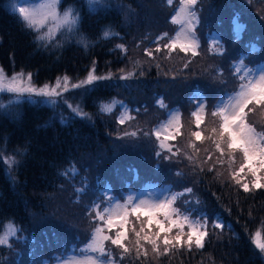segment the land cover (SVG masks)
I'll list each match as a JSON object with an SVG mask.
<instances>
[{
    "label": "trees",
    "instance_id": "1",
    "mask_svg": "<svg viewBox=\"0 0 264 264\" xmlns=\"http://www.w3.org/2000/svg\"><path fill=\"white\" fill-rule=\"evenodd\" d=\"M127 1H131L133 10L130 22L128 21L130 19H123V15L115 18L110 8L94 12L87 9L84 0H63L62 5H68L79 12V26L74 32H57L52 42L47 47H42L38 46L36 33L26 29L14 13L12 7L14 0H0V61L6 67L11 63L16 70L31 72L35 81L43 83L55 80L61 73L67 75L84 73L92 64L108 71V74L111 73L110 79L97 81L84 95L82 106L85 107L90 119L72 116L64 121L58 119L53 109L28 102L14 104L2 112L0 143L7 145L8 149L20 147L24 154L14 174L7 172L5 163L0 162V227L9 222L18 227L26 225L33 213L45 217L49 226L60 218L61 223L70 221L71 225L68 227L76 229L74 234L76 236L79 234L81 239L84 238L78 241L81 246L95 227L92 205L104 200L105 191L110 186L114 189V195L121 197H124L130 188L129 179L124 178L122 171H125L126 167H132L134 161L126 159L119 164L116 158L126 153L134 155L135 159L140 157L139 147L143 145V139L139 136L137 127L124 131L115 128L114 122H119L120 117L118 110L122 111L129 105L133 109L132 116H139L144 123L142 119L150 115H145L141 111L145 107L152 109L155 114L151 115L155 119L148 125L151 130L156 127L157 121L167 118L170 108L179 106L183 114L187 115L190 109L193 110L198 93L195 88L196 81H190L183 66L174 65L173 60L178 56H184L185 53L177 50L168 56L163 51L168 52V49L163 48L167 39H159L162 33L146 37L149 33L146 0ZM241 6L243 8L244 4ZM220 8L224 9L227 15V12L238 10L240 4L238 0H211L201 12L202 23L197 31L202 47L196 56L202 61L220 59L221 51L219 48L217 50L213 48V42L209 37L215 30L210 24L213 20L210 17L221 12ZM227 17L228 19H223L224 26L231 25L228 35L233 41L236 39L233 34L234 19ZM254 20L259 24L251 21L243 32V38L237 37L236 42H229L236 45L231 48L233 52L230 51L229 55L235 53L236 59H240L241 56L247 58L262 46L264 23L257 18ZM167 23L170 26L167 33L170 37L176 28L168 19ZM219 23L222 24L221 21ZM105 29H111L118 35L104 39L102 33ZM261 35L263 38H260ZM223 37L226 41L229 40V37ZM120 44L125 46L126 51L117 48ZM158 47L164 53L157 52ZM147 51H152L153 56L149 57ZM232 61L234 60H230L229 63ZM262 61L264 59L260 60V63ZM253 62L256 60L250 63ZM133 67L135 76L121 81L117 70ZM213 70L216 71L215 67ZM230 70L232 69L227 70L229 77ZM236 86V79H233L230 87L223 82L220 93L231 92ZM139 90L144 93L142 96L137 94ZM220 93L210 101L208 118L211 117L210 113ZM109 101L122 102L115 103L114 114L100 111V105ZM161 101L164 106H161ZM111 115L115 121L109 119L111 117L108 116ZM203 125L202 123L200 127ZM126 132H135L137 135L126 136ZM178 136L177 140L173 141L172 153L160 155V162L156 163L155 168L169 171L164 173L169 174L165 180L159 181L163 186L168 182L174 184L173 175L177 173L183 175L184 180L181 184H177V187L171 186L170 190L179 196L177 200L181 201L178 206L181 213L190 211L192 217L201 218L202 222L204 217L207 218L208 235L204 240V247L202 249L193 247L191 250L187 247L177 248L166 255L157 256L151 252V247L147 246L148 257L141 254L137 258L133 250L121 258V249L109 242L107 248L112 252V256L120 264H264L263 253L252 243L256 232L260 231L264 239V188L257 189L252 186V177L246 175L247 170L243 173L245 180L241 183H249L248 192L223 175L219 164L209 171V167L215 161L212 159L204 163L210 153L206 151L207 145L197 142L196 148L199 152H194L187 146L192 138L189 139L183 133ZM151 142L153 145L154 140L150 137V145ZM177 149L181 151L177 152ZM185 153L195 156L204 170L200 171L199 167H194L186 159ZM0 154L3 156L1 152ZM170 155L172 158L168 159ZM144 156L145 154L141 155V159ZM72 166L76 169L74 174L68 176L62 174ZM135 178L136 176H133L130 180L135 181ZM148 183L147 180L141 179L135 188L138 190ZM186 188H191L192 192L179 195ZM79 198L84 204L83 226L76 217H71L73 211L71 205L78 202ZM53 204L55 208L50 206ZM129 219L128 227L131 230V223L136 219L134 216ZM218 221L225 224L223 230L214 227ZM152 230H156L154 226ZM176 231L174 228L171 235ZM187 231L188 228L185 227V232ZM129 239L132 243L128 241L125 243L134 248L130 232ZM74 242L73 239H67L61 244L64 249L44 252L39 259L40 264L43 263L44 257L55 260L57 256H62Z\"/></svg>",
    "mask_w": 264,
    "mask_h": 264
},
{
    "label": "snow or ice",
    "instance_id": "2",
    "mask_svg": "<svg viewBox=\"0 0 264 264\" xmlns=\"http://www.w3.org/2000/svg\"><path fill=\"white\" fill-rule=\"evenodd\" d=\"M198 0H179V7L172 17V22L179 25L178 30L171 37L164 33L159 39H167L163 48L168 49L169 56L172 52L179 50L185 54L191 53L198 55L199 48L198 37L195 34V27L199 23V17L196 15ZM61 0H36L35 3L27 6H20L19 0H14L13 11L17 18L26 29L36 33L35 39L38 46L47 47L50 44L57 32H74L80 23L79 12L72 7L66 8L63 12L59 10ZM168 4H172L173 0H167ZM91 11L98 10L103 6L104 0H88ZM242 26L237 24L236 32L239 35ZM113 35L111 29H105L102 33V38L109 39ZM85 46H87V38H84ZM117 48L126 51L125 46L120 44ZM157 48L156 51H161ZM149 57L153 56L152 51H147ZM187 67V64H185ZM123 69L121 72L123 73ZM234 72L240 81L237 88L231 93H226L214 105L210 115L216 126L210 129V135L203 137L200 130L192 131L191 136L196 141L204 139L210 140L214 146L215 152L218 155L215 162L209 167L212 171L217 164L224 165L227 163L231 178L236 184L240 185L245 192L250 190L249 183H241V173L252 177L251 184L254 188H264V131H257L253 124L248 122V114L254 112L256 108L264 107V69L259 71L247 69V65L240 61ZM134 72L123 74L121 79H129L134 76ZM111 73L107 76L95 75V68L89 72L85 80L79 83L72 84V88H80L86 84H92L97 80L110 79ZM63 84L58 79L54 86L45 84L42 87H36L32 83V74H25L23 71L13 74L8 77L3 68H0V93H12L16 98L28 94H33L45 97V102L55 103L56 98L62 95V91L68 90L69 78H63ZM17 99L10 101L9 105L0 103V111L10 108L16 103ZM115 103L122 102H104L100 105V111L111 114L114 110ZM161 106H164L162 101ZM251 106V107H250ZM73 107V106H70ZM247 109V111H246ZM73 111L82 117L90 116L84 113L78 105L73 107ZM205 102L197 106V110L191 113L194 118L195 127L200 128L206 115ZM133 119L128 115L127 110L120 115L119 122L123 124L125 120ZM181 117L179 111L170 112L168 119L161 122L158 128L154 131V135L158 140L161 137V130H172L165 139L174 140L176 136L181 135ZM125 135L135 136L137 133H125ZM160 148L166 149L172 153V147L167 145L164 140H160ZM194 152H199L194 143L189 145ZM177 149V152H180ZM207 151V150H206ZM177 153H173L176 155ZM161 152H157V156ZM186 159L190 161L194 167H199L203 171V167L198 163L193 155L184 154ZM171 159L172 156H168ZM213 159V154L209 153L204 160V163ZM0 162H4L10 170L13 166L18 165L19 161L15 156L5 158L0 155ZM236 166L233 168V166ZM76 169L70 167L64 173L65 176L74 174ZM219 175V173H217ZM180 175V173H177ZM191 188L184 189V194H190ZM179 196L174 192H168L160 198L152 197L151 199H138L135 195L129 194L123 203L116 197L105 193L103 203L105 206L101 208V202H96L92 205L94 213L93 220L96 222L92 230L89 240L83 248L79 249V255L69 257L62 264H115L112 252L107 248L110 242L121 249V258L124 255L130 254L133 250L137 258L142 254L144 257L149 256L147 246L151 247V252L157 256L168 254L171 250L187 247L191 250L193 247L202 249L204 240L208 235L207 218H194L190 211L181 213L180 209L175 207V203ZM134 216L139 222L137 229L135 224H131V234L134 237V248H130L125 242L132 243L129 239V224L130 217ZM153 226L155 231H153ZM185 227L188 231L185 232ZM214 227L223 230L225 224L218 221ZM177 229L174 235H171L173 229ZM20 229L13 223L0 227V246L11 247L13 239H19L18 232ZM163 234V235H162ZM260 232H256L252 239V243L264 253V242L260 240ZM161 245L163 250L161 251Z\"/></svg>",
    "mask_w": 264,
    "mask_h": 264
},
{
    "label": "rangeland",
    "instance_id": "3",
    "mask_svg": "<svg viewBox=\"0 0 264 264\" xmlns=\"http://www.w3.org/2000/svg\"><path fill=\"white\" fill-rule=\"evenodd\" d=\"M36 0H20V6H27L29 4L35 3ZM63 0H61V3L59 5V10L63 12L66 8L69 6L67 5H62ZM86 7L88 10H90L88 0H84ZM211 2V0H198L197 5L195 6L196 8V15L199 17V23L195 27V34L198 37L199 41V50L202 47V41L201 38L199 37L197 29H199L200 24L202 23L201 21V12L208 6V3ZM238 3L240 4V8L236 11H230L227 12V15H225L224 9H221V12L219 11L216 16H212L210 18H213V20L210 22L212 26H214L215 30L214 32L210 33L209 37L211 38L210 40L213 42V48L217 50L218 48L220 49L219 53V61H202V59L198 58L196 55H192L191 53H187L184 56H178L177 59L174 60V65H182L183 69L187 71V74L189 75L190 81H196V89H197V95L195 97V102L196 103L193 107V110L190 109L188 112V115L186 113L183 114V111H181V108L179 106H175L172 109L170 108V111H168L167 114L170 112H175L179 111L180 117H181V133L183 135L192 138L190 139L187 143V146L190 145V143H194L195 145H198L197 142H203L204 145H207L206 150L210 151V153L213 154V160L215 161L216 156L218 153L215 152L214 146L210 140L204 139L202 141H195V138L191 136L192 131L198 130L195 127L194 118L191 116V113L197 110V106L201 103V101L205 102V108H206V113L209 109L210 101L217 96L218 93H220L222 87L221 85L223 82L229 87L233 83V79L237 80V86L239 84V80L237 78L236 73L234 72V67L238 65L240 61H243L245 65H247V69H253V70H261L264 69V61L260 63V60L264 59V42H262V46L254 51L253 54L250 55V57H240V59L235 58V53H232L229 55V52H233L231 48H233L236 45H231L233 43L229 42H236L237 37L240 39L243 38V32L249 26L248 24L254 22L255 24H259L257 21L254 19H258L259 21H262L264 23V0H238ZM146 8L148 9V29L149 33H147L146 37H152L153 34H164L168 33L170 31V26L167 23L170 22L171 25L175 26L176 30H174V33L171 36L175 34V32L178 30L179 25L175 24L172 22V17L177 11L179 7V0H173V3L170 5L167 3V0H146L145 2ZM241 4H244V7L242 8ZM111 9L113 15L115 18H119L121 15H123V19H130L128 20L129 22L131 21V17L133 16V10L131 8V1L127 0H104L103 6L99 7L98 10H105V9ZM216 8L213 6V10ZM96 10V12L98 11ZM95 12V11H94ZM229 16L230 18L234 19L233 20V25L235 26V34L236 39L231 40L228 33L229 27L224 26V21L223 19H228ZM246 16V17H245ZM219 21L222 22L220 25ZM237 24L242 26V29L237 36L236 32V26ZM151 33V34H150ZM225 33V35H224ZM55 33V36L56 37ZM223 36L229 37V40H225ZM263 38L261 35L260 38ZM260 42V43H261ZM229 43V44H228ZM259 44V43H258ZM164 52L167 53L169 56V51L167 52L166 50H163ZM162 50L160 52L164 53ZM172 54V53H171ZM229 55V57H227ZM230 60H234L231 63ZM256 62H252V61ZM185 64H187V67H185ZM234 67H233V66ZM93 67L95 68V75L97 76H107L108 71H104V69L99 68L96 66V64H92L90 68H87L84 73H76L75 75H67L65 73H61L58 75V77L53 80V81H47V83H43L41 81H35L33 75H32V83L36 87H42L45 84L54 86L57 82L58 79L61 80V83L63 84V78L68 77L69 78V83H68V90L67 91H62V95L60 97L56 98L55 103H50V102H45L46 98L41 97L38 95L33 94L32 96H29L28 94H24L23 96L16 98L14 94L12 93H0V103H3L5 105H9L10 101L13 99H17V102L14 104H21L23 102L25 103H31V104H41L43 106L49 107L53 109L54 114L58 117V119H62L64 121L69 120L70 117L72 116H77V117H82L80 115H77L73 111V107L78 105L80 109L86 114L87 111L85 110V107L82 106L83 100H84V95L87 93L88 90H90L94 84L99 81H94L92 84H86L83 87L80 88H72V84L79 83L82 80H85L86 77L88 76L89 72L92 71ZM213 67H215L216 71L213 70ZM231 67V68H230ZM0 68H3L4 72L8 77H11L15 73H19L23 71L25 74L31 73L27 72L24 70H16L15 67H13V64H9L7 67L3 65L0 61ZM230 70V76L227 73V70ZM134 72V67L130 69H126L121 72V70H117V74L119 78L127 73V72ZM140 74L139 72H137ZM32 74V73H31ZM135 76V75H134ZM132 76L131 78H133ZM194 76V77H193ZM121 81L125 79H121ZM101 81V80H100ZM237 86L233 89L235 90ZM231 90V92L233 91ZM230 92V93H231ZM139 96H142L144 93H141L139 90L137 93ZM223 93H220L222 95ZM226 94V93H225ZM224 96V95H222ZM221 96V97H222ZM220 97V99H221ZM219 99V100H220ZM12 104V105H14ZM11 105V106H12ZM73 106V107H70ZM140 106V105H139ZM189 106V105H188ZM251 107V106H250ZM6 110V109H5ZM5 110L0 111V117L2 112H5ZM127 110L128 115L133 117V119L130 120H125L123 124L120 122L116 121L114 122L115 128L118 130L124 131L126 130H131V128H134L135 126L137 127L138 134L140 137L143 139V145L140 146L139 148V156L137 157V163L134 155H131L130 153H126V155L123 156V154H120L119 158H116V160L119 161V164L123 161H126V159H130V161H134L132 163V167L128 168L126 167L125 171H122V174H124V178L129 179L128 180V185H130L129 190L127 193L124 195V197L121 196H116L114 195L115 192L113 187H108L105 191V193H108L109 195H112L116 197L117 200H119L121 203H123L124 199L129 194L135 195L138 199H151L152 197L160 198L166 195L168 192H174L170 190V187L175 186L177 187V184H181V182L184 180L183 175H173L172 176V182H168L165 186L160 185L159 181L165 180L164 178L169 175V174H164L168 170H163L161 168L156 169L155 165L160 162V155L157 156V152H161V155H169V152L166 149H161L160 148V140H164L167 145L174 148L173 141L177 140L179 136H176L174 140L172 139H165V136L169 134L172 130H161V137L160 140L156 138L154 135V131L158 128V126L161 124V122L165 121L168 119L163 118L160 121L156 122V127H153L152 130L148 125L154 121V117H152V109H148V107H145L141 113H144L145 115L148 114L150 116H146L144 119V123L141 122L139 116L135 115L132 116V110L131 106H126L124 110H118L120 115L123 114ZM247 111V109H246ZM115 111H113L114 114ZM118 113V114H119ZM158 114V111L156 112ZM155 114V113H154ZM161 115V113H160ZM208 113L205 115L204 121H203V126L200 127V131L202 132L203 137H208L210 135V129L215 125L213 118H208L207 117ZM109 118L110 120L115 121L114 117ZM248 122L253 124V126L256 128L257 131H264V107H257L254 112H250L248 114ZM257 123L259 125H257ZM149 134V135H148ZM144 137V138H143ZM150 137L151 140H154V144L150 145ZM194 138V139H193ZM190 147V146H189ZM191 148V147H190ZM0 152L3 154V157L5 160L7 157L10 156H15L16 160L20 162L23 153V149L20 147H11L7 148V145H2L0 143ZM191 152V151H190ZM189 153V152H188ZM141 159V155H144ZM190 154V153H189ZM1 155V154H0ZM126 156V157H125ZM144 159V160H143ZM19 164L13 166L10 170L8 169L7 172L14 174L16 169H18ZM149 167V168H148ZM222 169V174L227 177H229L232 181H234L231 178L230 172L232 169H229L227 163L224 165H219ZM236 166L234 165L233 168ZM148 168V169H147ZM163 170V171H162ZM169 172V171H168ZM136 176L135 181H131L130 179ZM245 176H243V173L241 174V181L245 180ZM145 179L149 183L146 184L143 189H137L135 188L136 184L138 183L139 180ZM235 182V181H234ZM176 183V184H175ZM120 186V185H118ZM117 186V187H118ZM176 193V192H174ZM83 198V197H82ZM78 202L74 203L71 205L73 207V211H71V217L77 219L78 222H80L81 226L84 225V204L81 203V199H77ZM104 200L101 201V208L105 206L103 203ZM69 202V201H68ZM70 204V203H69ZM181 204V201L178 202V200L175 203V207L178 208V206ZM52 208L54 206L50 205ZM31 218L29 219L28 223L26 225H21L18 227L20 231L18 232V237L19 239H13L12 240V246L11 247H5V246H0V264H28L31 262V264H40V258L44 255V252H47L49 250L53 249H59L63 248L61 245L65 240L67 239H73L75 242L73 243L70 247L69 250H67L63 256H57V258H47L44 257L42 260V264H62V262L69 257L79 255V249L83 248L85 243L88 240L82 244L81 246L78 244V241L83 240L80 238L79 234L76 236L74 234L76 232V229H71L70 226L71 223L70 221L61 223L60 218L55 220V223L52 226H49L48 223L45 221V217H41L38 213H33L30 216ZM49 220V218H48ZM54 220V219H53ZM50 221V220H49ZM53 222V221H51ZM96 224V222H95ZM131 224H135L137 229L139 228V224L137 221L132 222ZM85 229V228H83ZM42 231V232H39ZM129 232L131 233V230L129 229ZM260 232V231H259ZM261 234V232H260ZM132 235V234H131ZM76 236V237H75ZM255 236V235H254ZM77 238V239H76ZM134 240V237H133ZM260 240L261 242H264V239L262 235H260ZM163 248V245H161V250ZM264 255V253H263ZM59 257V258H58ZM115 264H120L118 261L115 260L113 257Z\"/></svg>",
    "mask_w": 264,
    "mask_h": 264
}]
</instances>
